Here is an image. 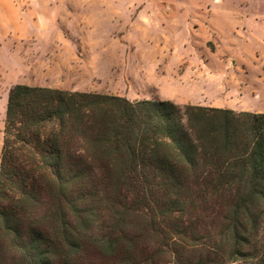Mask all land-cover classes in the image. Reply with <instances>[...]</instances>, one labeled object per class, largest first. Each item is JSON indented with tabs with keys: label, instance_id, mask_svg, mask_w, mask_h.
<instances>
[{
	"label": "trees",
	"instance_id": "1",
	"mask_svg": "<svg viewBox=\"0 0 264 264\" xmlns=\"http://www.w3.org/2000/svg\"><path fill=\"white\" fill-rule=\"evenodd\" d=\"M3 132L0 264L264 263V112L16 83Z\"/></svg>",
	"mask_w": 264,
	"mask_h": 264
},
{
	"label": "rangeland",
	"instance_id": "2",
	"mask_svg": "<svg viewBox=\"0 0 264 264\" xmlns=\"http://www.w3.org/2000/svg\"><path fill=\"white\" fill-rule=\"evenodd\" d=\"M18 1L40 29L0 58V156L16 83L264 112V0ZM217 30L237 40L219 45ZM81 261L101 257L89 246Z\"/></svg>",
	"mask_w": 264,
	"mask_h": 264
},
{
	"label": "crops",
	"instance_id": "3",
	"mask_svg": "<svg viewBox=\"0 0 264 264\" xmlns=\"http://www.w3.org/2000/svg\"><path fill=\"white\" fill-rule=\"evenodd\" d=\"M216 7V11L219 10L226 15L232 12L227 8L219 9L221 7L219 5ZM38 29H40V24L30 7L23 8L18 0H0V58L3 57L4 60L8 61L14 60V51L19 48V44L23 43L27 38H35ZM213 35L214 41L219 45L224 42L234 41V39L237 40L236 34L233 32L217 30ZM261 41L264 42V37L261 38ZM4 60L0 61V69L3 64L4 66L6 65ZM240 64L242 63L235 62V65ZM7 97L8 95L4 97L5 104H7Z\"/></svg>",
	"mask_w": 264,
	"mask_h": 264
}]
</instances>
